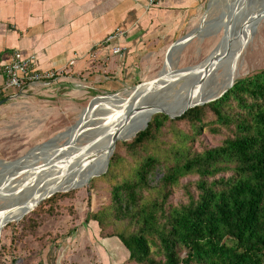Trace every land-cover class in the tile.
I'll list each match as a JSON object with an SVG mask.
<instances>
[{
	"label": "rangeland",
	"instance_id": "374dc122",
	"mask_svg": "<svg viewBox=\"0 0 264 264\" xmlns=\"http://www.w3.org/2000/svg\"><path fill=\"white\" fill-rule=\"evenodd\" d=\"M262 4L264 0H210L191 27L196 35L188 39L182 47L177 48L175 54L171 55L174 46L169 52L167 51V55L163 53L156 58L149 64L150 71L142 72V69H139V78L130 86L126 84L115 89L92 90V93L86 92L84 97L82 94L79 101L74 99L71 102L68 98L59 101L60 98L65 97L60 95L57 99H49L50 102L36 97L35 100L31 99L33 101L26 100V105H17L9 114V118L0 125V181L10 173L5 167L9 163L21 160L22 165L30 169L26 174L12 175L0 185L2 190L0 215L9 210L12 202L19 205L27 194L31 193L32 188L41 185L46 174L51 171L48 168L52 167L51 164H55L54 153L65 152L70 140L74 141L73 146H85V148L81 149L78 158L75 157L67 162L68 169L66 168L64 174L59 175L60 179L64 178L65 183L81 179V185H67L61 188V191L54 192L53 200L49 198L43 200L19 220L14 216L0 230V264H104L102 261L104 254L101 255L102 258L98 254L102 252L105 240L116 244L119 241L116 238L102 236L97 224L86 221L85 218L110 204L111 181L97 180L99 176L86 183L87 170L95 164L94 155L86 149V146L124 120L129 110L137 107L138 104H133L139 103L137 99L152 96L158 100L157 104L166 109L165 111H174L184 103L202 98L212 88L223 83L227 75H230L231 81L235 82L248 74L264 69V19L257 24L255 22L256 11L264 8V5L258 8ZM252 9L254 12H251ZM247 14L250 16L245 17ZM226 17H229L227 21L222 22ZM218 48H222L219 54L225 53L224 60L220 66L214 64L208 67L206 75L203 69L189 73L190 75L182 73L180 78L169 80L168 82L171 83L164 89L159 90V88L158 91L161 92L157 96L149 92L153 83L151 81L159 78L160 74L164 75L168 63L171 65L169 72L181 73L188 68L203 66L210 56H214L213 53L218 51ZM196 74L201 76L202 82L188 91L187 87L197 80ZM139 85L141 86L137 88ZM118 97L132 99L129 102L133 105L124 108L119 104L123 100ZM154 98L151 101H155ZM140 115L143 116V113ZM6 125L10 126V129H4L3 126ZM129 125L125 136L122 137L123 140L116 141L113 153L119 148L120 155L124 156L122 147L118 143L131 140L142 126L133 129ZM186 130L187 126L184 122H167L162 128L161 137L154 145L160 149H168L175 140L176 131ZM76 132L79 134L72 139L71 135ZM228 135L229 132L224 129L218 134L204 129L195 141L194 149L201 152L214 148ZM97 143L98 141L91 147ZM149 148L150 146H147L146 153L150 152ZM128 159L124 157V160ZM43 161L48 163L47 167H49L38 170L37 168L44 164ZM162 175V169L158 168L153 173L150 184L155 185ZM192 182L193 179H182L168 199V205L186 204L189 195L195 197L196 192ZM64 189L66 190L62 191ZM105 227V234L110 235L114 232V225ZM115 227L119 228L120 225L116 224ZM155 251L156 249L152 248L153 254ZM106 256L107 261L109 258L116 260L113 254L109 253ZM124 263L125 260L121 264Z\"/></svg>",
	"mask_w": 264,
	"mask_h": 264
},
{
	"label": "trees",
	"instance_id": "16d2710c",
	"mask_svg": "<svg viewBox=\"0 0 264 264\" xmlns=\"http://www.w3.org/2000/svg\"><path fill=\"white\" fill-rule=\"evenodd\" d=\"M167 122H184L187 130L176 131L164 150L154 144ZM204 129L229 135L197 152L194 143ZM118 145L124 156L117 148L97 178L111 181L110 204L85 220L122 244L124 264H264V69L180 117L153 115L144 130ZM158 168L163 175L151 185ZM182 179H193L196 196L168 205ZM106 225H114L112 234L104 233Z\"/></svg>",
	"mask_w": 264,
	"mask_h": 264
},
{
	"label": "crops",
	"instance_id": "0c3cea01",
	"mask_svg": "<svg viewBox=\"0 0 264 264\" xmlns=\"http://www.w3.org/2000/svg\"><path fill=\"white\" fill-rule=\"evenodd\" d=\"M209 1L162 0L146 8L142 0H0V70L18 52L33 57L35 71L58 74L49 82L0 93V125L26 100L50 102L64 95L59 101L72 102L92 90L130 86L141 69L150 71V63L194 31ZM104 243L98 254H104V264L127 259L120 242ZM109 253L116 260L107 261Z\"/></svg>",
	"mask_w": 264,
	"mask_h": 264
},
{
	"label": "bare ground",
	"instance_id": "6f19581e",
	"mask_svg": "<svg viewBox=\"0 0 264 264\" xmlns=\"http://www.w3.org/2000/svg\"><path fill=\"white\" fill-rule=\"evenodd\" d=\"M233 2V1H232ZM257 13H259L260 11H256ZM231 15H232V11H231ZM230 17V16H229ZM229 17H226L225 21H222V22H226L227 19ZM258 20L259 18L257 17L256 19V24L258 23ZM255 24V25H256ZM231 27V26H229ZM226 34H228V31H226ZM196 35V32H192L191 34H189V36H191L190 38H193L194 36ZM189 39V38H188ZM188 39H183L181 41H179L174 49L172 50V53L171 55L175 54L177 52V48L179 47H182L186 41ZM222 48H218V51H215L213 53V55L215 57H221L223 56L222 54H219V51L221 50ZM210 59V58H209ZM206 60V62L203 64V66L206 65V63L209 61ZM172 60V59H171ZM215 60V59H213ZM173 62V60H172ZM214 64H217L215 62H211L209 61L208 63V67H212ZM203 66H196L194 68H190L189 71H191V73H195V72H199L200 70L203 69ZM171 70V65L170 63H168L167 67L165 68V71H164V75L160 74L159 75V78H158V81L157 82H153L152 85H151V88H150V93L157 96L161 91H158L159 90H162L165 88V86H167L168 84H170L171 82H168L169 80H172L174 78H177V77H181L182 73L178 72V71H174V72H169ZM231 72V71H230ZM232 80V78L230 77V75L226 76L225 79H224V82L221 83L218 87H215V88H212L209 93H207L206 95H204L202 98H198L194 101H190V102H187V103H184L182 105H180L179 107H177V109H175L174 111L172 110H167V112H169V114L171 115H176L178 114L179 112L183 111L184 109L186 108H189L191 107L192 105L194 104H197V103H200V102H203L205 99L207 98H211L213 97L214 95H217V94H220L218 93L220 90H222L226 85H228L230 83V81ZM201 88V87H200ZM225 89V88H224ZM223 89V90H224ZM158 91V92H157ZM110 97H113V96H110ZM119 98V97H118ZM137 98V97H136ZM154 98L152 96H149V97H146V98H141V99H137L139 101V103H133V104H138L137 107H134V108H143L142 106L146 105L148 107H151V105H155L158 103V100H154L155 101H151V99ZM121 100H123L122 102H120L119 104L122 105L124 108L127 107L128 105H133L132 103H130L129 101L132 100V99H122V98H119ZM134 100V99H133ZM202 100V101H201ZM200 101V102H198ZM132 108V109H134ZM163 110H166L165 108H163ZM98 111V110H97ZM103 113V112H102ZM117 113V112H116ZM143 113V116L140 115ZM151 113V114H150ZM155 113L150 111V108H147V109H143L141 111H134V113H132V115L122 121H120L119 123L115 124L113 127H111V129H108V131H106V134H104L103 136H100V137H97L96 140L98 141V143L93 146V147H87L86 146V149L88 151H91L94 155V160H95V164L91 166L90 169L87 170V173L85 176L86 177V180L89 176H91L94 172H98L100 171L104 165L103 162H104V157H105V150H106V147L107 146V143L109 142V140L113 137V135H115L117 138H121L123 136H125V131H126V128L128 127V125L131 127V128H137L138 126H141L143 127L144 126V123H145V120L146 118L149 116V115H154ZM126 115V114H125ZM111 116V115H110ZM122 116V115H121ZM123 117V116H122ZM108 119V118H107ZM112 119V118H111ZM88 120H91V119H88ZM101 119H99V122H100ZM118 120V119H117ZM86 121V120H85ZM129 121H133V123H129ZM112 122V121H111ZM114 123V122H113ZM142 123V124H141ZM89 124V123H88ZM141 124V125H140ZM105 126V125H104ZM140 127V128H141ZM83 128V127H82ZM99 129V128H98ZM107 130V129H106ZM89 132V131H88ZM104 133V132H103ZM77 134H79L78 132L76 133H73L71 136H72V139L73 137H76ZM87 134V133H86ZM99 135V134H98ZM80 136V135H79ZM78 136V137H79ZM87 142V141H86ZM69 145H67V150L65 152H62L61 154H59L61 151L59 152H55L54 153V157H55V164H51L52 167L49 168L47 167V164L48 163H44L41 168L42 170L46 167L51 170L50 172H48L46 174V177L44 178L43 182L41 183V185L37 186V187H34L32 188L31 190V193L27 194L26 198L23 200V202H19L20 204L10 210H7L5 211L2 215H0V222L1 221H5L6 223L9 221L10 218L16 216L17 218H22L26 212L24 213V205L25 206H29V204H33L34 201L38 200L41 198V196H43L44 194H48V193H54L56 191H61L60 189L69 185V186H78V185H81V179L80 180H74L73 182H67L65 183L64 182V178L63 179H60V176L62 175V173L64 172V170L69 166L68 163H69V160L71 159H74L75 157L78 158V155L81 153V149L85 148V146H73L74 144V141L70 140L68 142ZM72 144V145H71ZM88 154V153H87ZM37 155V154H36ZM83 155H86V154H83ZM81 155V156H83ZM53 157V158H54ZM68 162V163H67ZM52 163V162H51ZM67 164V165H65ZM73 167V166H71ZM38 170L40 169L37 168ZM68 169V168H67ZM59 170V171H58ZM64 174V173H63ZM60 175V176H59ZM33 176V175H32ZM41 176V175H40ZM71 176V174H70ZM73 176V175H72ZM29 177V176H28ZM77 177V176H76ZM5 181H3V183L6 182V180H9L11 178V176H6L5 177ZM23 184L25 182H22ZM33 187V186H32ZM17 189V188H16ZM66 189L62 190V191H65ZM2 190H0V194L2 193L1 192ZM16 191V190H15ZM22 192V191H21ZM22 197V196H21ZM11 200V199H10ZM18 201V200H17ZM12 206V205H11ZM32 207V205H31ZM33 209V208H32ZM12 221V220H11ZM1 225V223H0Z\"/></svg>",
	"mask_w": 264,
	"mask_h": 264
},
{
	"label": "water",
	"instance_id": "95a60500",
	"mask_svg": "<svg viewBox=\"0 0 264 264\" xmlns=\"http://www.w3.org/2000/svg\"><path fill=\"white\" fill-rule=\"evenodd\" d=\"M210 2V1H209ZM209 2H208V4H209ZM263 5L264 4H262V5H259L258 6V8L261 6V7H263ZM241 11H242V9H241ZM240 11V12H241ZM251 12H254V10L252 9V11ZM250 14V13H249ZM249 14H247L245 17H249L250 15ZM256 16L259 18V20H258V22L260 21V20H262V19H264V8H262L261 10H260V12L259 13H257L256 14ZM255 16V17H256ZM240 33H241V30H240ZM190 37L191 36H189V35H187L186 37H184L183 39H190ZM182 39V40H183ZM181 41V40H180ZM178 43V42H177ZM177 43H175L173 46H171L170 47V49H169V51L177 44ZM168 51V52H169ZM224 56H225V53L223 54V56H221V57H215V56H210V59H209V61H211V62H215V63H217V64H219L218 66H220L221 65V63L223 62V60H224ZM213 59H215V60H213ZM209 61L206 63V65L205 66H203V73H204V75H206V71L208 70V63H209ZM201 67V66H200ZM189 69L190 68H188V69H185V70H183V71H181V73H190V74H192L191 73V71H189ZM189 74V75H190ZM196 76V78H197V80L195 81V82H193V84L192 85H190V86H188L187 88V90L188 91H190V90H192L197 84H200L201 82H202V80L200 79V75L199 74H196L195 75ZM158 81V78L157 79H154V80H152L151 82H157ZM204 83V82H203ZM234 84V80L233 81H231L230 82V84L220 93V94H217V95H214L213 97H211V98H207V99H205L203 102H200V103H197V104H194V105H192L191 107H189V108H186V109H184L183 111H181V112H179L178 114H176V115H171V114H169V112H167V111H165V110H163V107L162 106H160L159 104H155V105H151V107H148V106H146V105H144V106H142L143 108H134V109H132V110H129V112L127 113V115L125 116L126 117V119H128L131 115H132V113L134 112V111H141V110H143V109H147V108H150V111H152V112H154L155 114H164V115H166L169 119H175V118H177V117H180L184 112H186L188 109H190V108H192V107H195V106H201V105H203V104H205V103H208V102H211V101H214V100H216L217 98H219L222 94H224L229 88H231L232 87V85ZM203 85V84H202ZM141 85H139V86H137V88L138 87H140ZM137 88H135V90L137 89ZM186 93H187V91H186ZM3 102L1 101L0 102V104H2ZM151 114V113H150ZM152 115H149L147 118H146V120H145V123H144V126L143 127H141L132 137H134L138 132H140V131H142V130H144L145 128H146V126H147V123L149 122V120H150V117H151ZM131 137V138H132ZM118 140H123V139H121V138H117L115 135H113V137L109 140V142L107 143V146H105L106 147V150H105V157H104V162H103V164L102 165H104V167L100 170V171H98V172H94L91 176H89L88 178H87V180H86V183H88L92 178H94V177H99V176H101L103 173H104V171L107 169V166H108V163H109V158H110V156L112 155V153H113V149H114V146H115V143H116V141H118ZM130 140V139H129ZM97 142V140H94L93 142H91V143H89L88 145H87V147H90L91 145H93V144H95ZM44 162V161H43ZM45 163V162H44ZM30 166V165H29ZM6 167V170L7 171H9L10 173H8V177L9 176H17L19 173H23V174H26V172L27 171H29V169H30V167L28 168V167H26V166H24V165H22V162H21V160H18V161H16V162H12V163H9L8 165H6L5 166ZM25 168H28L27 170L25 169ZM41 168V167H40ZM5 179L6 178H3V180H1L0 181V185L3 183V181H5ZM54 193H48V194H44L43 196H41V198L40 199H38V200H36V201H34V203L33 204H29V206L27 207V206H25L24 205V208H25V210H24V213L26 212V214H28V213H30L31 211H32V208L33 207H37L43 200H45V199H47V198H50L52 195H53ZM21 196V195H20ZM22 199H24V198H22ZM19 201V200H18ZM15 202H12L10 205H9V210L11 209V208H14L16 205H17V203H15ZM14 204V205H13ZM11 205H13V206H11ZM31 205H32V207H31ZM35 209V208H34ZM18 220H19V218H18ZM1 223V225H0V230L6 225V222L5 221H1L0 222Z\"/></svg>",
	"mask_w": 264,
	"mask_h": 264
},
{
	"label": "built area",
	"instance_id": "2783aa9c",
	"mask_svg": "<svg viewBox=\"0 0 264 264\" xmlns=\"http://www.w3.org/2000/svg\"><path fill=\"white\" fill-rule=\"evenodd\" d=\"M162 0H142L146 8L158 5ZM119 33H115L114 36H110L108 40H112ZM120 48L113 49L114 54H118ZM33 57H23L20 53L14 52L10 57L8 63H6L0 70L3 79L0 81V93L6 90H21L25 84L36 85L43 82H49L56 78L58 75L56 72L35 71L31 64Z\"/></svg>",
	"mask_w": 264,
	"mask_h": 264
}]
</instances>
